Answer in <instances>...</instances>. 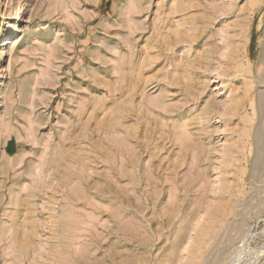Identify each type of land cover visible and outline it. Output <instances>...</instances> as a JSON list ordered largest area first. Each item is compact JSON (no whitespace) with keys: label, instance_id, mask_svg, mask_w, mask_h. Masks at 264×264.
<instances>
[{"label":"rangeland","instance_id":"374dc122","mask_svg":"<svg viewBox=\"0 0 264 264\" xmlns=\"http://www.w3.org/2000/svg\"><path fill=\"white\" fill-rule=\"evenodd\" d=\"M0 264H264V0H0Z\"/></svg>","mask_w":264,"mask_h":264}]
</instances>
